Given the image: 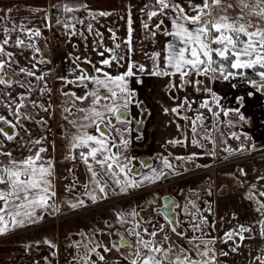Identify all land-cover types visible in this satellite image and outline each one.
<instances>
[{
	"label": "snow or ice",
	"instance_id": "obj_1",
	"mask_svg": "<svg viewBox=\"0 0 264 264\" xmlns=\"http://www.w3.org/2000/svg\"><path fill=\"white\" fill-rule=\"evenodd\" d=\"M59 8L64 18L58 17L56 24L63 26L68 40L79 37L84 47L91 46V52L99 57L93 60L90 56L70 54L73 66L68 75L57 77L63 86L60 94L65 97L62 102L66 122L63 138L68 147L65 159L83 165L87 175V182L82 185L83 196L93 204L108 199L110 193L129 195L145 185L179 174L168 157L159 158L160 168L140 161V168L146 170L141 173L136 168L138 158L128 155L132 132L143 124L132 115L131 108H138L141 114L147 111L131 86L133 82L142 84L144 75L167 78L165 87L177 102L163 111L175 117L173 123L184 121V125L176 124L183 138L168 143L173 147L185 146L187 141L201 150L200 154L175 157L186 161L202 154L216 157L223 136L221 116L235 115L239 122H246L240 107L222 108L220 97L200 77L212 82L240 79L257 91H264V0H145L139 8L144 39L158 44L159 37L164 38L161 47L142 51L149 66L133 58L136 30L130 5L126 37L118 36L117 29H107L111 46H107L104 33L96 25L101 18L114 15L113 12L94 10L86 3L65 2ZM44 20L50 28V17L45 15ZM41 37L40 28L18 23L11 8L0 9V236L39 223L44 212L62 211L53 184L54 162L49 147L51 143L54 149L55 143L46 134L33 133L34 126L45 133L50 131L48 118L56 107L51 100L53 90L48 87L50 73L38 67L50 63L38 46ZM22 58L27 62H22ZM69 86L80 91L67 90ZM189 87L207 98L176 95ZM236 102L242 107L244 97H236ZM188 112L195 115L184 114ZM187 125L190 135L185 134ZM228 126L236 127V123L228 120ZM241 135L243 141L249 139L247 134ZM241 135L232 132L229 138L240 141ZM135 139L143 137L137 135ZM243 141L235 149L225 146L223 151L231 156L261 150L255 144L245 146ZM238 172L236 178L243 177L239 181L243 186L248 172L243 167ZM257 172L255 183L248 184L245 195L259 217L250 225L238 224L223 236L213 237L211 232L219 230L209 220L214 212L210 204L202 208L197 203L198 194L195 199L190 196L183 202L161 198L160 206L152 208L155 219L141 215L142 209L137 208L116 212L114 222H106L104 229L86 236V243L76 242L77 254L70 264H218L217 239L223 244L231 241L234 246L230 250L234 253L241 247L237 240L252 239L257 230L264 239V172ZM69 173L74 179L66 190L74 191L78 178L74 169L70 168ZM65 203L73 210L87 206L86 200L79 196ZM148 203L156 205L157 201ZM103 236L108 237L107 242ZM43 243L56 248L50 240ZM219 254L228 255L223 250ZM256 262L264 264V255L255 256Z\"/></svg>",
	"mask_w": 264,
	"mask_h": 264
},
{
	"label": "crops",
	"instance_id": "obj_2",
	"mask_svg": "<svg viewBox=\"0 0 264 264\" xmlns=\"http://www.w3.org/2000/svg\"><path fill=\"white\" fill-rule=\"evenodd\" d=\"M86 3L90 8L94 10H106L113 12L114 10L119 12V17L117 18L115 15H112L108 18H101L100 23L96 25L97 28L105 35V40L109 37V33L107 29L109 27H113V25L117 23L120 26L119 30L122 31L120 34L117 31L118 36L124 38V32L122 30V23L123 20L121 11L125 10L129 5L132 7L133 10L139 11V8L142 7V4L139 2H143L142 0H54L52 2L48 0H0V9H7L11 8L13 18L18 22H23L29 24L31 27H38L42 31V37L38 41L39 47L46 46L48 40L50 39V31L49 27H46V22L44 20L45 15H48L51 20L54 18H61L63 16H56L52 15L50 11V4H58V7L63 3ZM145 2V0H144ZM114 13V12H113ZM77 16L86 15V13H76ZM137 17L134 21L136 26L140 25V16L141 14H136ZM52 22V21H51ZM126 23V21H124ZM52 24V23H51ZM57 30V33L60 35H65V30L62 25ZM78 27H80L78 25ZM75 41L83 42L79 39V37H74ZM92 37H89V41H91ZM109 39V38H108ZM163 37H159L161 43L155 44L153 48H159L162 46ZM84 43V42H83ZM82 43L81 47L78 49L77 53H72V56L80 55L78 52L79 50L87 51L91 59L93 57H97L96 54L91 52V46L89 48H85L84 44ZM107 46H111L112 41L109 39V42H106ZM109 43V44H108ZM139 42L138 45L135 44L136 53L134 55V59L140 63H144L146 66L150 65L149 61H142L139 60V56L141 54V49L143 46H140ZM92 54V55H91ZM53 56V53H52ZM65 56H70L67 54L66 49L64 48L60 54H57L56 57H60L63 59ZM81 57H85L80 55ZM143 57H141L142 59ZM43 71V70H42ZM123 71V69H120ZM71 78V77H70ZM258 79L256 77H253ZM143 80L142 84H136L135 82L132 83V87L136 89L138 93V99L143 101L144 108L147 109L145 113V121L143 126L141 127V131H137V135L143 136V145L144 149L139 150L137 149V143L131 141L130 148L128 150V155L138 157L139 155H146L151 159V165L153 167H157L158 158L160 157H168L170 162L176 166L178 162H184L188 164L186 160H177L175 157H188V154L191 150H196L198 154L201 153L199 148H196L189 144L187 141L185 146L177 145L173 147L171 144L168 143L169 140L174 138H183L181 133L177 131L176 124L179 123L184 125V121L176 120L175 123L172 121L175 119L172 115L165 114L163 111L164 107H173L177 101H173L171 99V95L165 85L167 84V78H157V77H150L144 75L141 77ZM200 79L205 81V84L212 88V90L220 97V105L222 108H237L240 107L241 113L246 117L247 124L246 127L249 130L255 129L254 134L256 140L262 141L264 140V91H257L256 88L251 87L246 81L236 79L230 81L224 80H216L214 82L207 80L205 77H200ZM236 85V87H233ZM58 86L54 91V98L52 99L53 104L56 106L54 114L48 118V123L50 125V131L45 133V130L34 126L33 133L36 136L46 134L48 136V140L50 142L55 143L54 149H52V144L49 143V147L51 149V156L54 159H57V162L54 163V178L53 184L55 191L57 193V201L61 205L62 211L73 210L70 209L67 204L65 203L68 200H75L76 197H81L86 200V205L92 204L91 201H88L86 197L83 196L84 189L82 185L87 182V175L85 173L84 167L80 163H74L71 160L65 159V155L68 152L67 144L63 138V125L66 123L63 120L62 116V102L65 97L59 95L58 93ZM251 93V95H248ZM189 95L190 98H196L197 100H201L207 98L203 93H197L193 88L189 87L186 89L185 92L177 93L178 97H183L184 95ZM243 96L244 97V105L241 107L236 102V97ZM194 107H198L194 105ZM219 110V109H217ZM205 112L206 116H209L210 119L211 115L208 114L205 110H201ZM131 113L134 117L140 114V110H137L136 107L131 108ZM185 115L194 116L195 113H184ZM232 117V118H231ZM235 117V118H233ZM231 118V119H229ZM221 119L224 123H228V120L235 121L237 117L235 115H230L229 117L225 118L221 116ZM225 127V128H224ZM190 125L185 126V134L190 135L188 129ZM224 128V129H222ZM231 128V127H230ZM227 129L225 125L221 126V131ZM259 129H263L262 132ZM54 130H60L62 134L55 135L53 133ZM230 130V129H229ZM57 134V132H56ZM219 133H216L218 135ZM224 136V132H223ZM253 135L250 140V145L253 144ZM255 142V141H254ZM257 147L263 149L264 142L256 144ZM170 151H169V150ZM137 153V154H136ZM171 153V155H169ZM136 154V155H135ZM138 155V156H137ZM171 156V158H170ZM207 154L199 155L197 158L198 160H206ZM202 157V158H201ZM157 158V159H156ZM208 158V157H207ZM196 159V160H197ZM197 160V161H198ZM173 161V162H172ZM139 164L136 162V167ZM188 166V165H187ZM72 168L75 170V178L77 179V186L75 187L74 191H67L66 187L71 184L74 177L69 173V169ZM159 168V166L157 167ZM141 173L145 172L146 170L141 168ZM197 172H192L190 175H195ZM188 174V176H190ZM174 180L179 179L178 176H173ZM154 184L145 185L141 190H147L153 187ZM137 190V191H141ZM151 192H146L144 194L133 196L132 198L124 201H120L115 205L110 207L101 208L99 210L93 212H85L80 214L79 216L72 217L70 219L64 220L57 225H44L40 226L38 223L25 226L23 228H17L14 231L10 232L6 236H0V249L7 251L2 254L0 257L1 260H7L10 264H17L16 263V252L17 250H24L23 254H20V260H24V264L27 262H32L34 264H41L40 262L45 264H70V261L73 258V255H76V249L74 245L76 242L86 243V236L94 235V231L97 229H104L106 222H114L115 220V213L119 211H130L133 208H137V210L142 209L141 215L148 217L149 219H155V214L151 210L152 205H149L150 194ZM112 195V193H110ZM114 196H119V194H113ZM113 195L111 197H113ZM217 197L223 195H219L215 191L213 196ZM226 194H224L225 196ZM212 196V198H213ZM110 198V197H109ZM104 199V200H109ZM215 199V198H214ZM100 200L98 202H101ZM97 202V203H98ZM87 207V206H86ZM84 208V207H82ZM80 209V208H78ZM61 211V212H62ZM60 213V212H59ZM54 213L44 212V218H51ZM211 221L215 224L219 221V218L216 217ZM40 223V222H39ZM218 231H212L211 236L213 237H221V230L218 225ZM247 235V234H245ZM223 236V235H222ZM100 238V237H98ZM50 240L55 245L56 248L52 249L49 248L47 244L43 243L44 240ZM102 239L107 242L108 237L103 236ZM237 243H241V247L238 249L237 252H232L230 250L232 242L229 241L228 244L220 243L219 239H217V243L215 248L217 250V261L218 264H254V257L257 255H264V252H261L264 249V239H261L258 234V230L253 233L252 239H246L243 242L237 240ZM223 250L227 252V256H221L219 253ZM55 252V256L52 253ZM61 253H65V258H61ZM60 254V256H59ZM48 255H50V259H48ZM60 258V260H58ZM12 260V261H10ZM55 260V263H54ZM62 260V261H61ZM4 263V264H8ZM258 264V262H256Z\"/></svg>",
	"mask_w": 264,
	"mask_h": 264
},
{
	"label": "rangeland",
	"instance_id": "obj_3",
	"mask_svg": "<svg viewBox=\"0 0 264 264\" xmlns=\"http://www.w3.org/2000/svg\"><path fill=\"white\" fill-rule=\"evenodd\" d=\"M49 1L52 2L54 0H49ZM142 1L143 2H139V3L142 4L143 6L144 0ZM53 5L55 4L53 3L50 4V9H51L50 11L52 12V15L60 16L58 12L55 11V8L52 9ZM127 8L121 11L122 17H125L121 25L122 30L124 32V37H126L127 35V23L124 22L126 21ZM113 12H114V15L118 18L119 12L116 10H114ZM132 13H133V20H135L136 18H139L136 16V14H141L139 11H135L133 9H132ZM61 16H63V13L61 14ZM63 18L64 17H61V19ZM56 20L57 18H54L53 20H51L52 26L49 29L51 33L50 37L53 39L63 37V39H65L64 48L66 49L67 54L70 55L72 53H77L78 49L81 47L83 42L75 41L74 37L69 41L67 36L64 34L60 36V34H58L56 30L60 28V27H57L59 25L56 24ZM138 22H140V20ZM117 23L118 22H116L112 28L117 29L120 32V34H122V31L119 30L120 26H118ZM133 27L136 30L134 33V44L138 45L139 42H142V44L140 43V46H143V48L141 49L139 60H142L143 62L144 61L147 62L148 60L146 59L145 56L142 55V51H151L153 47H155V44L144 39V32L141 28V24L137 27L134 21ZM105 41L109 42V39L107 38ZM48 44H49V40H48L47 45L45 47L44 46L42 47V51L43 52L52 51L51 53H53V58L58 63L61 62L62 67L65 71L64 73L66 74L68 70L73 66L70 58L68 56H65L63 59H61L60 57H56L57 54H60V52L64 48L57 49L58 45L54 44L52 46L53 50H51V48L48 47ZM73 45H76V47L74 48ZM87 51L79 50L78 53L82 56H89V53ZM25 55L26 56L30 55V53H25ZM141 57L143 58L141 59ZM97 59H99V57H93V60H97ZM22 62L26 63L27 61L22 58ZM45 65L46 64H41V65H38V67L44 71ZM42 99H44L45 101V97ZM41 114L46 115L44 113H41ZM233 122L236 123V127H231V126H228V123H224L227 129L222 130V133L224 132V136L221 137V142H218V148L220 150L217 152V155L215 158L207 156L208 158L203 157V158H206V160H198L197 158H195L193 160L188 161V164L184 162H178L176 164V168L179 174L175 176H178L180 178L174 181V178H173L174 175H170L172 176L171 178L173 180L172 181L173 183L170 185V187L172 186L173 187L171 188L169 192H167L170 198H173L174 200H178L181 202L185 201L190 196L193 199H195L196 194H198L200 199L197 201V203L202 208H207L209 204L211 205L214 215L209 217L210 222L214 221L213 219L215 217L216 219L219 218V221L216 222V225H219V228L221 230V236L224 234L225 231L232 230L238 224L250 225L253 221L259 218L258 214L254 210L253 203L245 199V195L248 191V184L255 183L256 176L259 174L257 170H259V172H264V148L263 149L260 148L261 150H258V151H251V152L246 151L244 153H235L234 155H231V156H229L226 152L223 151V148L225 146H229L235 149L243 141V135L241 134H247L249 136V139L247 141H243L245 146L250 145V140H251L252 135L254 137L253 144L256 145L258 144V142L260 144L264 142V140L262 141H258L259 139L256 140L257 138H255V134H254L255 129L251 128L249 130V128L246 127V125H248L247 120L246 122H243V123L239 122L238 120H235ZM259 131L262 132L263 129L261 130L259 129ZM232 132H236L238 135H241V140L237 141L234 139H230L229 137ZM209 147H211V145H209ZM192 153H197V151L194 149L191 150L188 156H190ZM187 165H188V168H187ZM158 166L159 168L162 167L160 161L158 162L157 167ZM241 167L245 168L248 172V179L243 186H241L239 182L241 179H243V177H239V179L236 178L239 176L238 170ZM192 172H197V173L195 175H190ZM188 174L190 176H188ZM209 189L211 190V195H208ZM220 190L222 192H219ZM215 191L217 193H220L219 195L221 194L223 195H221V197L219 198L214 199L212 198V196L215 193ZM224 194L226 195L224 196ZM132 197L133 196H130V194L129 195H119V196L113 195V197H110L109 200H106V201L103 200L96 204L92 203L90 205H87V207H84V208L62 211L60 213H54L51 218L49 217L44 218L42 221H40V223H38V225L40 226H44V225L46 226L50 224L57 225V224H60V222L64 220L79 216L82 213L93 212L101 208L110 207L112 205L117 204L120 201L128 200ZM233 215H235L236 217L235 219H233ZM5 252L7 251L0 249L1 256ZM23 252H24L23 249L17 250L16 252V257H17L16 263L17 264H24L23 259L20 261L18 260L20 258V254H23ZM47 257L48 259H50V255H48ZM58 260H60V258H58ZM4 263H8V259L4 261L0 259V264H4ZM40 263L42 264V262ZM54 263H55V260H54ZM26 264H34V263L27 262Z\"/></svg>",
	"mask_w": 264,
	"mask_h": 264
},
{
	"label": "flooded vegetation",
	"instance_id": "obj_4",
	"mask_svg": "<svg viewBox=\"0 0 264 264\" xmlns=\"http://www.w3.org/2000/svg\"><path fill=\"white\" fill-rule=\"evenodd\" d=\"M60 36H62V35H60ZM57 37H59V36H57ZM64 42H65V39H63V37H59V38H56V39H53V38H51L50 37V39H49V44H48V47L49 48H51V50H53L52 49V46L54 45V44H56V45H58L57 46V49L58 48H64ZM63 44V45H62ZM52 52V51H51ZM51 52H43L42 51V53H43V55L48 59V61H50V63H47L46 65H45V70H44V72H49L50 74H49V76H48V78H47V80H48V87H50V88H52V90H53V94H52V97H51V100L54 98V91L56 90V87L58 86L59 88H58V93H59V95H60V92H61V90H62V84H61V81H59L58 79H57V77L58 76H63V75H67L68 74V72L65 74L64 72V69H63V67H62V64H61V62H57L54 58H53V56H52V53ZM70 78V77H69ZM67 90H71V91H77V92H79L80 90L79 89H77V88H75L74 86H69L68 87V89ZM45 102H47V97H45ZM52 103H53V101H52ZM137 110H139L138 108H136ZM42 115V114H41ZM145 117H146V115H145V113H140L138 116H136L135 118L136 119H140V120H142L143 121V123H144V121H145ZM143 126V124L139 127V130H138V132L139 131H141V127ZM132 127L133 128H135L136 126L135 125H132ZM56 132H57V134H56ZM138 132L137 131H133L132 132V137H131V141L132 142H134V143H137L138 145H137V149H139V150H143L144 149V145H143V142H144V140L143 139H141V140H136L135 139V137L137 136V134H138ZM53 133L55 134V135H60V134H62V132L60 131V130H54L53 131ZM142 136V135H141ZM143 137V136H142ZM169 150V149H168ZM170 151V150H169ZM137 154V153H136ZM135 154V155H136ZM138 156V155H137ZM138 159H137V163L139 164V166L138 167H136L140 172H142L141 171V168H140V161H146V162H148L149 164H151V159L148 157V156H146V155H139L138 157H137ZM157 159V158H156ZM158 160H159V158H158ZM53 162L55 163V162H57V159H55V156H54V159H53ZM75 163H79L78 161L77 162H75ZM187 168H188V166H187ZM172 176H170L169 175V177H168V179L167 180H165V181H162V182H159V183H156V184H154L153 185V187L152 188H150V189H147V190H141V191H134V192H132L131 194H130V196H136V195H140V194H144V193H146V192H151L150 194V200H153V199H156V201H157V204L156 205H152V208L153 207H159L160 206V201H161V198H169V199H173V198H170V196L167 194V192H169L170 190H171V188L173 187H170V185L173 183L172 181V178H171ZM175 180H177V179H175ZM174 180V181H175ZM168 189V190H167ZM219 192H222L221 190L219 191ZM220 194V193H219ZM113 195V194H112ZM111 194H109V197H111L112 196ZM219 197H221V196H219ZM219 197H217V195H215V197L213 196V198H219ZM106 201V200H105ZM152 208H151V210H152ZM216 224V223H215ZM218 226V225H217ZM59 256H60V254H59ZM65 256H66V254L65 253H61V258L63 259V258H65Z\"/></svg>",
	"mask_w": 264,
	"mask_h": 264
},
{
	"label": "built area",
	"instance_id": "obj_5",
	"mask_svg": "<svg viewBox=\"0 0 264 264\" xmlns=\"http://www.w3.org/2000/svg\"><path fill=\"white\" fill-rule=\"evenodd\" d=\"M49 1V0H48ZM56 12L60 13V10L55 9Z\"/></svg>",
	"mask_w": 264,
	"mask_h": 264
}]
</instances>
